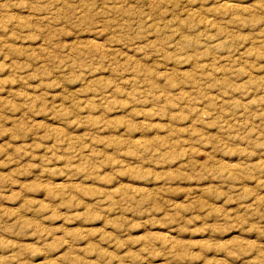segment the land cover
I'll use <instances>...</instances> for the list:
<instances>
[{
	"label": "rangeland",
	"instance_id": "374dc122",
	"mask_svg": "<svg viewBox=\"0 0 264 264\" xmlns=\"http://www.w3.org/2000/svg\"><path fill=\"white\" fill-rule=\"evenodd\" d=\"M0 264H264V0H0Z\"/></svg>",
	"mask_w": 264,
	"mask_h": 264
}]
</instances>
